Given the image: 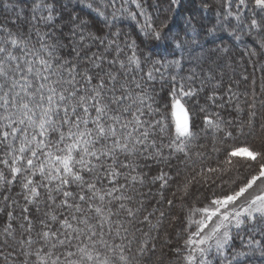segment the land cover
Returning <instances> with one entry per match:
<instances>
[{
	"label": "snow or ice",
	"instance_id": "6c2138e0",
	"mask_svg": "<svg viewBox=\"0 0 264 264\" xmlns=\"http://www.w3.org/2000/svg\"><path fill=\"white\" fill-rule=\"evenodd\" d=\"M188 4L181 37L142 0H0V264L264 256V0H224V30L259 47L226 87L229 49L195 26L209 5ZM125 14L143 17L136 35L115 27ZM157 77L171 85L159 99Z\"/></svg>",
	"mask_w": 264,
	"mask_h": 264
},
{
	"label": "trees",
	"instance_id": "16d2710c",
	"mask_svg": "<svg viewBox=\"0 0 264 264\" xmlns=\"http://www.w3.org/2000/svg\"><path fill=\"white\" fill-rule=\"evenodd\" d=\"M142 2L146 7V12L152 15V18L157 25H159L160 20L167 19L169 21V27L167 31L170 33H177L181 37L184 36L185 32L188 30L187 25L185 24V16L188 14V11H192V6L188 4V0H182L183 6L178 11L171 9L166 11V9L168 8L169 0H142ZM195 2L196 4H199L201 0H195ZM204 2L209 5V9L208 11L200 10L194 13L196 17L195 26L197 31L200 33V37L204 38L202 39V43H204L205 48L214 46L211 43V41H215V44L225 46L229 49L227 56H225L226 66L223 69V71L225 72L224 80L226 87L229 78L238 79V76L233 77L232 75L233 69H235L237 72H240V70L246 67L247 72L252 73L253 71L252 63L249 60L248 56L244 55V53L246 52L247 49L251 47H256L257 50H259V47L254 43L253 36L241 35V38L237 40L235 39V37L230 36L228 32L224 30L226 27L230 30L232 27L236 25L235 20H230L228 24H225L223 21L224 0H204ZM20 3L21 4L25 3V0H20ZM77 8L79 9V6H77ZM128 8L130 11H134V12L137 11L134 4H129ZM86 11L87 9H84V12ZM218 12L220 13L219 22L217 17ZM2 14L3 13L0 12V15ZM137 22L143 23V17L137 15L136 20H131L126 18V14H125V18H123L120 22H118L115 25V27L122 28L124 29V31L132 32L133 35H136L138 31ZM213 26H215L217 30L212 35H209L205 38V33L207 32V29L212 28ZM115 27L113 28V31H115ZM188 38L191 39V36H189ZM170 50H171V45L167 42L154 45V51L158 52L159 56L162 58L173 59V57L169 54ZM145 51H148V49H145ZM196 51L199 52L200 49L197 48ZM233 58L239 62L238 65L232 63ZM252 59L253 60L259 59L261 62H264V56L258 58L253 57ZM187 68L188 65L185 64L184 65L185 70L181 72L180 75H186ZM146 70L147 69H145V71ZM171 71L174 72L175 69H172ZM261 75L262 74L259 71H256L255 76L258 83ZM243 88L244 85H241L240 91H243ZM155 89L158 94L157 99H159L160 96L166 95L171 90V85L170 83H161L160 78L157 77V83L155 84ZM160 106L163 107V104H161ZM176 231L182 232L183 230L179 226H177ZM233 236L234 239L231 241V247L227 250L229 255L231 254L233 248L239 250H245L243 249V244L244 242H246L249 236V231L247 226H242V228L239 231H234ZM184 238L185 237L183 235L177 237L176 232L173 233V240L176 245L182 244ZM256 238L264 240V238L260 236H257ZM216 264H219L218 259L216 261ZM233 264H264V256L253 254L251 256L243 257L240 260L233 262Z\"/></svg>",
	"mask_w": 264,
	"mask_h": 264
}]
</instances>
